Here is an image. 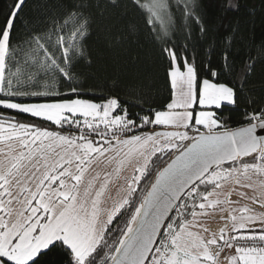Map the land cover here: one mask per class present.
<instances>
[{"label":"snow or ice","instance_id":"snow-or-ice-1","mask_svg":"<svg viewBox=\"0 0 264 264\" xmlns=\"http://www.w3.org/2000/svg\"><path fill=\"white\" fill-rule=\"evenodd\" d=\"M207 31L200 0L0 4V264H264V45L238 62L234 28L214 65ZM141 36L167 97L89 82Z\"/></svg>","mask_w":264,"mask_h":264},{"label":"trees","instance_id":"trees-1","mask_svg":"<svg viewBox=\"0 0 264 264\" xmlns=\"http://www.w3.org/2000/svg\"><path fill=\"white\" fill-rule=\"evenodd\" d=\"M3 2L4 0H0V4ZM200 2L202 18L208 29L207 35L198 40L201 59L205 61L209 59L205 51L210 45L215 44V52L210 58L214 65L218 63V52L223 47L224 37L234 28L237 29L234 51L238 53V62L244 58L249 48L255 53L258 46L264 45V0H233L238 7L230 10H225L223 7L226 0H200ZM193 35L199 37L201 34L197 30ZM141 41L144 47L138 71H121L119 68L111 67L107 72L97 71L96 78L89 82L99 85L100 89L110 90L113 95L119 93L122 99H127L123 96L125 85L137 78L146 91L151 89L153 97L157 99L167 97L169 93L163 81V70L158 64L153 67L155 63L153 46L144 36H141ZM113 78L117 80L116 85L113 84ZM246 91L257 98L264 96V64H256L255 72L248 78ZM101 94L98 89L95 97L90 94L87 98H98ZM223 115L230 117V125L233 127L238 126L241 120L240 110L226 109ZM229 254H232L231 250Z\"/></svg>","mask_w":264,"mask_h":264},{"label":"rangeland","instance_id":"rangeland-1","mask_svg":"<svg viewBox=\"0 0 264 264\" xmlns=\"http://www.w3.org/2000/svg\"><path fill=\"white\" fill-rule=\"evenodd\" d=\"M170 2L173 3V4H175L176 3V0H170ZM125 174H127V173H125ZM112 191L113 192L115 191V186H112ZM213 223H214V221H213Z\"/></svg>","mask_w":264,"mask_h":264}]
</instances>
